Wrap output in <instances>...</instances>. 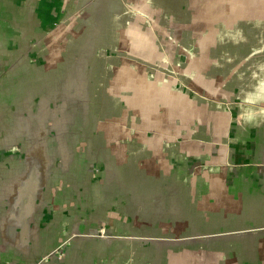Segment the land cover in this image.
<instances>
[{"label": "water", "instance_id": "obj_1", "mask_svg": "<svg viewBox=\"0 0 264 264\" xmlns=\"http://www.w3.org/2000/svg\"><path fill=\"white\" fill-rule=\"evenodd\" d=\"M218 1L221 0H23L21 7H14L12 0H0L7 12L12 9L11 5L22 9L19 15L8 19L0 17V161L27 160L42 167L36 171L29 169L27 175L16 180L19 185L14 183V192L10 193V199L15 197L16 201L9 207L21 210L24 214L21 221L30 219L31 212L36 213L41 207L38 204L44 203L51 186L60 182L64 175L63 189L70 187L67 180L79 178V196L87 200L81 204H85L88 211L95 207L97 214L91 218L90 230L65 234L56 248L40 253L37 264L68 256L70 241L89 243L79 250L82 257H91V264L264 263L263 224L244 230L236 223L239 217L233 220L225 216L222 225L217 226L210 211L199 217L200 209L189 208L190 216L183 207L185 197L190 203L191 199L202 198V193L209 195L214 189L210 182L216 177L223 175L225 180L245 175L240 166L236 175L233 171L223 174V171L201 167L196 162V166L168 172L163 178L158 176L156 179H161V183L154 185L157 191L149 203L156 206L159 197L169 192L166 199L160 200L158 209L167 210L177 203L172 208L175 207L178 215L157 216L158 210L146 206V216L141 214L138 218L146 225L141 224L143 229H137L140 232L131 228L117 230L112 227L110 230L103 217L98 216L104 212L106 204L119 208L110 191L115 187L114 179L124 181L128 178L125 169L129 166L119 164L118 160L114 164L109 144L99 142L97 124H107L108 130L121 128L126 133L134 132L131 130L143 121L142 118L136 120L141 104L145 98L150 100L146 104H153L150 96L155 95L154 103L159 109L153 114V121L158 127L151 130L137 127L135 132L151 137L143 141L145 150L159 148L161 151L171 139L170 131L183 149L187 146L184 145L187 128H192L193 122L184 127L179 120L188 121L192 115L197 119L196 127L202 129L214 126L224 114L232 119L237 112H246L248 107H264V73L249 72L253 71V54L250 53L253 41L242 33L249 26L244 18L238 17L234 28L239 34L236 40L230 39L232 30L226 22L236 18L238 7L219 8L216 7ZM227 1L234 4L257 1L259 7L263 0L223 2ZM109 10L114 14L112 20L108 19ZM10 25L20 33L19 37L7 30ZM152 32L161 38L153 37ZM61 38L64 42L56 49L59 41L56 43L55 39ZM14 44H19L17 53ZM150 46L161 51L165 46L170 50L186 46L187 50L177 56L179 63L168 54L167 58L163 55V61L155 60V64L149 63L146 56L131 61L132 53H144ZM54 51H57L58 69L63 67L55 81L47 65L49 52ZM260 63L259 60L257 65ZM184 65L190 67V72L203 70L206 74H218V78L210 79L211 89L224 96L211 93V89L201 84L192 85L184 72V77L180 78L179 68ZM232 67L238 71L227 70ZM165 78L171 79L172 84L175 82L180 91L189 92L192 100L175 102L168 94L158 97L157 91L169 89ZM55 83L59 84L55 87ZM43 90L53 91L49 95L50 102L40 107L38 98L44 95ZM105 90V98L108 94L112 96L109 105L122 110L127 118L100 113L102 100H96L103 98ZM142 93L147 97L142 98ZM171 108H177V112L170 114ZM25 115L29 117L24 119ZM81 118L91 120L90 135L87 129L83 130ZM38 120L44 129L37 124ZM172 122L175 127L171 130L172 125L168 123ZM139 142L142 143L140 139ZM111 143L117 147L124 145L120 140ZM130 144L132 141H128L127 145ZM152 155L146 153L142 158ZM52 164L58 165L60 170L51 168ZM256 165L259 167L256 173L264 177V161ZM176 174L180 176L173 178ZM103 181L108 182L102 184ZM55 189L58 190V185ZM8 192L0 190V195ZM104 192L107 193L103 196ZM179 205L182 208L178 209ZM193 205L196 207L198 203L194 201ZM40 210L37 209L39 215ZM153 217L157 224L153 223Z\"/></svg>", "mask_w": 264, "mask_h": 264}, {"label": "crops", "instance_id": "obj_2", "mask_svg": "<svg viewBox=\"0 0 264 264\" xmlns=\"http://www.w3.org/2000/svg\"><path fill=\"white\" fill-rule=\"evenodd\" d=\"M223 1H218L216 7L233 9L238 7L234 16L236 18L226 22L232 30L230 36L228 35L229 38L237 39L239 33L235 30L234 23L241 16L240 20L244 18V23L249 26L247 31L243 30L242 33H246L247 39L253 41V52H250L253 54V71L249 72H262L260 74H263L264 0L259 3V7L257 1L236 2L235 4L231 1H227V3ZM228 19L231 18L228 17ZM14 45L17 53L16 44ZM259 60L261 63L257 65ZM237 66L239 69V65ZM238 69L227 68L231 72H237ZM248 104L250 105L251 102L248 101ZM188 118V121L185 119L178 121V123H183L184 127L193 122L192 128H187L189 132L184 144L187 146L182 149L178 139L170 131L169 137L171 139L166 142V147L162 148L160 153L153 154L148 157V160L141 158L137 162L136 168L131 163L130 167L125 169L128 178L124 181L119 180V178L114 179L115 187L110 191V195L118 202L119 208H113L106 204L104 212L98 214V216L103 217V222L107 227H110V230L112 227L117 230L131 228L133 231L140 232L143 229L141 224H145L138 218L141 214L146 216L147 212H144L146 206V208L151 207L158 210L157 216L178 215L174 210L175 207L172 208V206H177V203L171 205L167 210L158 209L160 200L166 199L168 194H171L169 192H165L159 197L156 206L149 203V199L154 198V185L161 183V179L157 180L156 178L158 176L163 178L168 172L179 171L181 168L186 167L187 169L191 165L196 166V162H199L201 167L205 165L215 168L216 171H223V174L227 171H233L235 174L240 166L243 167L245 175L224 180L225 177L219 173L221 176L210 182V187L214 189L210 188L209 195L203 196L202 193V198L191 199L193 201L189 200L190 203H188L187 197L183 198L184 210L189 211L190 216L189 208L200 209L199 217L206 216L207 212L210 211L212 221L217 226L222 225L225 216L233 220L239 217V221L236 223L241 225L244 230H249L257 225H264V177L256 173L257 168H259L256 164L264 161V107H248L246 112H237L236 115L232 116V119L224 114L223 117L218 118L214 126L202 129L196 127L197 119L195 117L190 115ZM37 158L39 159L40 155ZM12 162L0 161V190L9 191V195H0V264H37L40 253L56 248L64 240L65 234H74L78 232V229L90 230L91 218L97 216L96 208L91 207L88 211L85 204H81V201L87 202V200L79 196V178L75 177L74 179L73 177L70 182L67 180L70 187L63 189L66 179L63 175L60 182L57 184L53 182L58 185V190L55 189L56 185L51 186L52 190L47 194L44 203L38 204L41 206L37 208L38 210L41 209L40 215L36 209V213L31 212L30 219L23 218L22 222L21 216L23 217L24 214L21 210L9 207L11 202L16 201L15 197L10 199L12 196L10 193L13 194L15 184L19 185L16 180H21L27 175L29 169L36 171L37 168L42 167L37 162L32 164L27 160ZM140 163L142 166L139 165ZM147 163L152 167H149ZM247 164L253 165L249 167ZM51 166H53L51 168L58 167V165L54 166L53 164ZM57 169L60 170L59 167ZM194 171L198 172V168ZM173 176L171 177L175 178L180 175ZM211 178L209 179L211 180ZM106 182L108 181H103L102 184ZM66 190L68 191L66 192ZM106 193L104 192L102 195L104 196ZM194 201L198 203V206L193 205ZM78 204L82 208L81 212L76 208ZM180 208L182 206L178 207V209ZM154 218L153 223L157 224ZM229 224L232 225L233 222ZM84 245L87 246L89 243L87 241H70V245L67 246L69 251L66 253L69 254L68 256L65 255L61 259H49L44 264H91V257H82L79 250ZM71 250L77 251L71 255ZM74 255L78 257L71 261L69 258ZM260 264L264 263L261 262Z\"/></svg>", "mask_w": 264, "mask_h": 264}, {"label": "rangeland", "instance_id": "obj_3", "mask_svg": "<svg viewBox=\"0 0 264 264\" xmlns=\"http://www.w3.org/2000/svg\"><path fill=\"white\" fill-rule=\"evenodd\" d=\"M22 1L23 0H12V4H14V7H17V6L21 7ZM54 1H57V0H54ZM11 7H12V9L8 10L9 12H7V9H5V6L0 5V17H4L5 19H8L9 17L19 15V13L22 10V9H20V7H18L17 9H15L12 5H11ZM30 13H31V10L29 9L28 10V16ZM112 18H114L113 11L109 10L108 11V19L112 20ZM152 24H153V26L155 25L154 22H152ZM7 30L11 33H12V31L15 32V34L17 33L11 25L9 26V28ZM16 36L19 37L20 33L18 32L16 34ZM152 36L156 37V38H161V35L154 34V32H152ZM57 41H59V42L57 44L56 49H58L59 44L63 43L64 40H63V38H61L60 40L55 39L56 43H57ZM16 46H17L16 48L18 49L19 44H16ZM151 46H152V44H151ZM151 46L148 49H146V51L144 53L143 52L132 53L131 61H133V59L140 60V59H142V57L146 56L149 58V60H148L149 63L155 64V60L163 61L162 60L163 55L167 58V54H168L169 58L176 60V62L179 63V61L176 59L177 56L178 55L182 56L183 54H185V52L187 50L186 46L183 48L181 47L179 50L177 49L178 51L174 50V49L170 50L169 47H167V46H165V48H162V51H161L158 47L151 48ZM56 52L57 51L49 52V55L47 57L48 69L52 70V72H53V81H55L59 77L60 73L63 72V67L60 70L58 69V57L56 56ZM134 55H135V57H133ZM161 65H163V63ZM166 66L167 65L165 64L164 67H166ZM196 70H199V69H196ZM183 72L185 73V78L189 77L188 79H186L189 83L191 82V84L195 85V86H198V84H201L202 86H204L207 89H211L210 79L213 80L214 78L215 79L218 78V74H216V73L206 74L205 72H203V70L190 72V67L185 66V65L181 66L179 68L178 76L180 78L184 77ZM157 80L159 81L160 79L157 78ZM121 81H124V80H121ZM165 81H167L169 83V89L171 88L172 91H174V89H176L177 92L173 93L169 89L166 92H164V90L162 89L161 91L156 92L158 97H164L163 95L168 94V95H170V97L174 98L175 102H185V101H191L192 100V98H191L192 96L190 95V93L187 91H180V89L177 88L175 82L173 84L171 83V79L167 80L165 78ZM58 84L59 83H55L54 86L56 87ZM170 84H171V86H170ZM125 85H127V84H125ZM135 89H139V88L135 87ZM43 91H44L43 92L44 95L40 96L38 98V103H40V105H39L40 107H44L50 102L49 95L52 93L53 90H43ZM60 91H62V88L60 89ZM211 93H214V94L220 95V96H224V94L222 92H220V91L218 92L214 89H211ZM105 94H106V90L103 92V98L96 100V102L102 100V103L100 106V113H102L104 115H108V116H117L120 114L123 116V118H127L128 115L126 113H124L122 110H117L116 107L113 108L112 105H109V101L111 100L112 96L110 94H108L107 97L105 98ZM225 96H228V95H225ZM237 96H239V95H237ZM141 97L144 98V97H147V95L142 93ZM150 98L152 99L151 102L153 104H146V102H148L150 100L148 98H145V101H143V103L141 104V108H139V110H138L139 114H138L136 120L138 121L139 119L142 118V120L144 122L142 121V122L137 123L136 128L137 127H145V128H148L151 130L154 127H158V124L155 121H153V119H154L153 114L155 112H157V110L159 109L158 105L154 103L155 102L154 99L156 98V96L153 95V96H150ZM175 102L172 101V104L176 105ZM183 110H184V107H183ZM176 112H177V108L169 109L170 114L176 113ZM167 115L169 116V114H167ZM28 117L29 116L25 115L24 119H27ZM169 120H170V118H169ZM81 121L83 124L82 127H85L83 130L87 129L86 132L88 135H90L91 134V120L81 118ZM149 121H150V123H149ZM169 122H171V121H169ZM109 123H111V122H109ZM37 124L39 126L43 127V129H44V126L41 125L40 120L37 121ZM117 125L119 126V124H117ZM168 125H172V127L170 126V128H169L172 130L175 127V122L168 123ZM97 126H98L99 142L109 144V146L111 148L110 153L112 154L111 159L114 160V164L116 163V160H118L119 164L123 163V166H129L130 167L131 163H133L134 167L136 168L137 162L140 161V159L143 157L144 154H146V153H152V154L160 153L159 148L145 150V148L143 146V141H144V139L146 140V139L151 138V137L143 136L144 132L141 134H138L137 132H135L136 128L131 130L134 132L126 133L125 131H122L121 128H117V127H116L117 129L111 128L110 130H108V125L104 124V123L97 124ZM93 127H92V129H93ZM117 132H122V133H117ZM121 135H123V136L120 137ZM136 136H137V142H136ZM117 137H119V138H117ZM132 139H134V140H132ZM138 139H140L142 141V143L141 142L138 143ZM117 140H120V142L124 143L123 147H117V146L112 145L111 141L117 142ZM128 141H132V144H130V146L127 145ZM148 157H146L145 160H148L149 159ZM139 165L142 166L141 163ZM155 191H157L156 187H154V189H153V192H155ZM95 203H98V200H96ZM76 208L80 212L82 211L80 204L76 205ZM78 231H83V230L78 229ZM76 242H78V241H76ZM76 251L77 250H71V255L73 252H76ZM77 257H78L77 255H74V256H71L69 259L71 261H73Z\"/></svg>", "mask_w": 264, "mask_h": 264}, {"label": "flooded vegetation", "instance_id": "obj_4", "mask_svg": "<svg viewBox=\"0 0 264 264\" xmlns=\"http://www.w3.org/2000/svg\"><path fill=\"white\" fill-rule=\"evenodd\" d=\"M49 16V15H48Z\"/></svg>", "mask_w": 264, "mask_h": 264}]
</instances>
